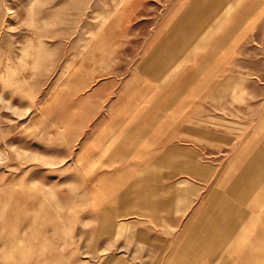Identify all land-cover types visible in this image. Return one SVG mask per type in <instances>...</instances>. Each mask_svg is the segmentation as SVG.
Wrapping results in <instances>:
<instances>
[{
	"label": "rangeland",
	"instance_id": "1",
	"mask_svg": "<svg viewBox=\"0 0 264 264\" xmlns=\"http://www.w3.org/2000/svg\"><path fill=\"white\" fill-rule=\"evenodd\" d=\"M150 68L157 114L204 144L206 195L239 216L205 264H264V0H0V264L159 262L160 236L96 201L134 181L107 122Z\"/></svg>",
	"mask_w": 264,
	"mask_h": 264
},
{
	"label": "crops",
	"instance_id": "2",
	"mask_svg": "<svg viewBox=\"0 0 264 264\" xmlns=\"http://www.w3.org/2000/svg\"><path fill=\"white\" fill-rule=\"evenodd\" d=\"M189 13L185 18L190 17ZM147 74L144 81L135 84L131 98L123 103L122 114L107 122L108 128H116L119 135V148L112 152L117 160L124 155L136 156L135 162L124 170L132 171L134 181L126 184L124 190L120 181L116 186L109 184L107 192L104 190V195L96 196V201L102 205L113 202L120 221L132 220L142 231H148L155 238L160 236L161 246L152 249L161 252L157 264L173 259V231L177 226L183 232L180 247L176 248L180 251L181 264H205L206 258L213 262L214 255L206 253L217 251L218 244H223L220 248L223 251L232 250L230 244L234 235L230 231L239 225L237 210H223L225 206L218 204L217 196L206 195V173L216 166L202 158L203 143H189V137H178L180 132L175 133L172 114H157L156 69L150 68ZM165 105L168 106V102ZM131 107L136 108L135 114H131ZM116 123L118 126L114 125ZM106 132L103 130L104 134ZM95 147L97 152H105L100 142ZM115 157H111L110 166L117 164ZM132 192L136 198L131 200Z\"/></svg>",
	"mask_w": 264,
	"mask_h": 264
},
{
	"label": "bare ground",
	"instance_id": "3",
	"mask_svg": "<svg viewBox=\"0 0 264 264\" xmlns=\"http://www.w3.org/2000/svg\"><path fill=\"white\" fill-rule=\"evenodd\" d=\"M228 26V25H227Z\"/></svg>",
	"mask_w": 264,
	"mask_h": 264
}]
</instances>
